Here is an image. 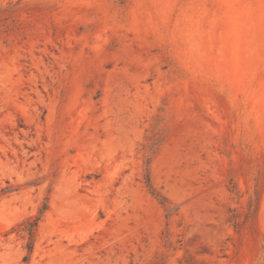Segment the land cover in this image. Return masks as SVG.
<instances>
[{
    "label": "rangeland",
    "instance_id": "374dc122",
    "mask_svg": "<svg viewBox=\"0 0 264 264\" xmlns=\"http://www.w3.org/2000/svg\"><path fill=\"white\" fill-rule=\"evenodd\" d=\"M0 264H264V0H0Z\"/></svg>",
    "mask_w": 264,
    "mask_h": 264
},
{
    "label": "trees",
    "instance_id": "16d2710c",
    "mask_svg": "<svg viewBox=\"0 0 264 264\" xmlns=\"http://www.w3.org/2000/svg\"><path fill=\"white\" fill-rule=\"evenodd\" d=\"M37 222H38V220L37 221H34L33 223H31V228L29 230V233L31 234V236H33V229L37 225ZM29 249H31V246H30Z\"/></svg>",
    "mask_w": 264,
    "mask_h": 264
}]
</instances>
